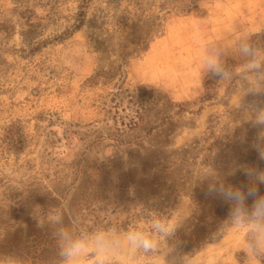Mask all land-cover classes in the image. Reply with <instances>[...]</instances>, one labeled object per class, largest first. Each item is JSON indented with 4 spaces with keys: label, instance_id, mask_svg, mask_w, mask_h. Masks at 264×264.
Here are the masks:
<instances>
[{
    "label": "rangeland",
    "instance_id": "obj_1",
    "mask_svg": "<svg viewBox=\"0 0 264 264\" xmlns=\"http://www.w3.org/2000/svg\"><path fill=\"white\" fill-rule=\"evenodd\" d=\"M178 1L29 0L21 9L27 26L13 0H0V21L14 28L9 36L0 33V205H9L20 190L25 194L30 184L56 185L73 165L126 150L107 138L111 123L99 96L110 86L84 85L94 73L118 65L126 86L155 87L181 105L171 119L172 147L196 142L197 153L205 155L216 137L231 136L245 124L264 146V0H198L188 13L180 12L185 3ZM80 10L83 25L72 31ZM131 43L139 44L138 51L122 60L120 50ZM242 44L256 55H242ZM209 60L218 70L209 69ZM12 124L25 138L18 151L6 144ZM190 206L181 195L159 221L178 227ZM6 212L0 211V239L10 221ZM109 220L83 238L104 233L116 240L115 264H264L247 251L250 226L233 217L215 242L183 255L170 251L166 234L153 230L155 217H142L134 206ZM35 221L55 226L57 217ZM132 231L150 234L155 247L131 248ZM0 264L19 263L0 257Z\"/></svg>",
    "mask_w": 264,
    "mask_h": 264
},
{
    "label": "trees",
    "instance_id": "obj_2",
    "mask_svg": "<svg viewBox=\"0 0 264 264\" xmlns=\"http://www.w3.org/2000/svg\"><path fill=\"white\" fill-rule=\"evenodd\" d=\"M13 1L19 7L17 14L26 19L28 26L21 9L29 7V0ZM180 1L185 3L180 12L198 8V0ZM77 15L80 18L72 31L83 25L84 11ZM2 22L0 33L11 35L14 28ZM23 36L33 38L30 33ZM138 46L123 45L119 56L122 60L132 57ZM84 85L110 86L99 96L106 122L111 123L112 132L107 138L126 150H115L91 165H73L56 185L30 184L25 194L20 190L10 197L9 205H0V211H7L10 220L4 223L7 227L1 234L0 257L19 264H59L63 262L61 230L73 238H83L95 229L108 227L111 214L132 206L140 210L142 217L153 216L159 221L170 214L181 195L190 199L189 212L165 238L173 253L193 254L220 238L232 218L234 204L225 201L218 191L210 193V188L232 187L246 193L248 188L257 187L258 195L264 196L260 180L264 176V146L259 135L249 129L251 125L239 127L231 136L216 137L208 153L200 155L196 142L171 146L175 131L171 119L183 111L181 105L155 87L126 86L121 65L94 73ZM173 108L180 110L174 112ZM19 130L18 124L5 130L6 144L14 151L23 149L25 143ZM247 203L250 205L251 199ZM47 215L57 217L55 226L35 221ZM257 257L264 263V256Z\"/></svg>",
    "mask_w": 264,
    "mask_h": 264
},
{
    "label": "clouds",
    "instance_id": "obj_3",
    "mask_svg": "<svg viewBox=\"0 0 264 264\" xmlns=\"http://www.w3.org/2000/svg\"><path fill=\"white\" fill-rule=\"evenodd\" d=\"M240 51L244 56L256 55L255 50L249 44H242ZM253 66L259 67V65ZM208 67L214 71L218 70L212 60H209ZM261 158L264 159V152L261 153ZM260 180L264 183V176H261ZM216 191L225 201L234 204L231 215L235 222L250 226L252 238L246 245L248 253L253 256H264V196L258 195L259 189L250 187L246 193L239 188H225L224 186H220L219 189H209L210 193ZM248 199H251L250 205L247 203ZM152 227L154 231L167 235L174 231L175 225L154 221ZM59 236L60 256L64 264H115L118 242L106 234L97 233L91 239L73 238L69 232L61 230ZM127 241L131 248L142 249L144 252H149L155 247L150 234L141 231L129 232Z\"/></svg>",
    "mask_w": 264,
    "mask_h": 264
}]
</instances>
